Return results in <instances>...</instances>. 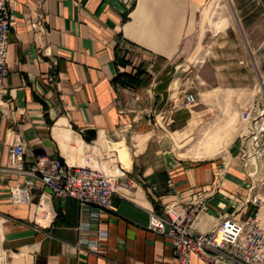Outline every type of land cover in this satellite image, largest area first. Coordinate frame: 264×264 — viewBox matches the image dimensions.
Masks as SVG:
<instances>
[{"label":"crops","instance_id":"1","mask_svg":"<svg viewBox=\"0 0 264 264\" xmlns=\"http://www.w3.org/2000/svg\"><path fill=\"white\" fill-rule=\"evenodd\" d=\"M11 16L0 264H170V240L147 229L149 211L202 202L195 233L256 213L246 201L262 198L264 138L252 155L251 125L239 116L264 104V0H11ZM140 66L147 87L112 83ZM186 94L196 105L181 109ZM14 142L25 146L26 170L41 159L78 166L90 149L99 161L121 149L124 162L116 150L115 160L132 188L100 216L104 254L78 246L89 216L76 201L38 184L32 204H11L10 187L26 179L6 170ZM257 216L264 232V208Z\"/></svg>","mask_w":264,"mask_h":264},{"label":"built area","instance_id":"2","mask_svg":"<svg viewBox=\"0 0 264 264\" xmlns=\"http://www.w3.org/2000/svg\"><path fill=\"white\" fill-rule=\"evenodd\" d=\"M259 0H251L258 3ZM13 26L11 0H0V105L6 95L5 80L8 75L6 59L9 35ZM196 105V97L186 94L179 108L188 109ZM240 122L251 125L247 139L251 142L252 155L260 156V146L264 138V104L259 108H248L240 113ZM7 171L26 176L9 189L13 206L32 204V192L38 184L47 188L53 197L71 199L78 203L80 210L88 214L87 222L78 230L81 241L88 252L104 254L103 241L107 233L99 228L100 216L114 211L111 205L113 195L121 196V190H131L132 184L123 182L124 171L118 166L115 156L104 155L96 159L88 150L81 165H71L61 159H41L27 170L23 166L25 146L14 142L7 147ZM0 153V171L1 168ZM262 198L253 197L247 203L257 208L256 213L243 220L224 217L209 233H195L193 222L200 211L202 202L182 206L174 202L163 206L162 213L149 211L147 229L167 237L172 248L170 264H190L195 257L205 264H264V232L258 219V211L264 208V179L259 182ZM40 203L37 209L40 208ZM94 227V228H93ZM93 228L94 232H91ZM93 235L91 238L90 235Z\"/></svg>","mask_w":264,"mask_h":264},{"label":"trees","instance_id":"3","mask_svg":"<svg viewBox=\"0 0 264 264\" xmlns=\"http://www.w3.org/2000/svg\"><path fill=\"white\" fill-rule=\"evenodd\" d=\"M123 67L126 63H121ZM150 81L146 69L142 66L138 67L134 73H118L112 83L115 86L128 88L132 90H139L148 86Z\"/></svg>","mask_w":264,"mask_h":264},{"label":"rangeland","instance_id":"4","mask_svg":"<svg viewBox=\"0 0 264 264\" xmlns=\"http://www.w3.org/2000/svg\"><path fill=\"white\" fill-rule=\"evenodd\" d=\"M116 145H121L122 146V149L124 150V151H126L124 148H123V145L122 144H116ZM113 151H117V153H118V158H119V160H120V162H124V154L122 153V151H120L121 149L120 148H115V147H113V149H112ZM111 152L110 153V155H112V156H114V152ZM79 155H81V152L80 153H78ZM247 202V201H246ZM249 204V203H248ZM251 205V204H250ZM252 206V205H251ZM255 208V207H254ZM256 210H257V208H255Z\"/></svg>","mask_w":264,"mask_h":264},{"label":"bare ground","instance_id":"5","mask_svg":"<svg viewBox=\"0 0 264 264\" xmlns=\"http://www.w3.org/2000/svg\"><path fill=\"white\" fill-rule=\"evenodd\" d=\"M205 14V13H204Z\"/></svg>","mask_w":264,"mask_h":264}]
</instances>
